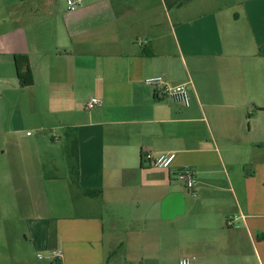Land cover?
<instances>
[{
    "label": "crops",
    "instance_id": "1",
    "mask_svg": "<svg viewBox=\"0 0 264 264\" xmlns=\"http://www.w3.org/2000/svg\"><path fill=\"white\" fill-rule=\"evenodd\" d=\"M157 75L186 83L190 106L145 81ZM168 152L169 169L151 164ZM185 165L196 195L176 180ZM9 219L0 264L52 250L49 264H264V0H0Z\"/></svg>",
    "mask_w": 264,
    "mask_h": 264
},
{
    "label": "built area",
    "instance_id": "2",
    "mask_svg": "<svg viewBox=\"0 0 264 264\" xmlns=\"http://www.w3.org/2000/svg\"><path fill=\"white\" fill-rule=\"evenodd\" d=\"M68 10H75L82 2V0H66ZM145 81L152 85L157 93L162 96L169 97L175 101L182 103L185 106H190L191 96L190 90L186 83H179L175 85L169 84L163 76H150ZM102 99L98 97L89 98L85 106L88 109H92L102 104ZM30 133V132H29ZM150 158V156H149ZM176 153L168 152L161 153L151 159V164L157 167L169 169L175 161ZM176 180L179 181L184 188L191 194L196 195L197 190V174L193 167L185 165L176 172ZM62 255L61 250H52L46 254H39L40 258H46L49 260H55ZM177 264H207L200 261L197 258L181 257Z\"/></svg>",
    "mask_w": 264,
    "mask_h": 264
},
{
    "label": "trees",
    "instance_id": "3",
    "mask_svg": "<svg viewBox=\"0 0 264 264\" xmlns=\"http://www.w3.org/2000/svg\"><path fill=\"white\" fill-rule=\"evenodd\" d=\"M16 62H17L18 78L20 84L22 86H28L33 84L34 82L33 75L27 56L24 55L16 56ZM77 147H78L77 141L71 140L68 148V157L70 159L71 172L73 174V178L76 181L78 180V151H77L78 148ZM85 193L90 196H94L98 194L97 191H93V190H86Z\"/></svg>",
    "mask_w": 264,
    "mask_h": 264
},
{
    "label": "rangeland",
    "instance_id": "4",
    "mask_svg": "<svg viewBox=\"0 0 264 264\" xmlns=\"http://www.w3.org/2000/svg\"><path fill=\"white\" fill-rule=\"evenodd\" d=\"M15 220H7V221H4V222H2V221H0V225H6V226H12V225H15V222H14ZM46 253V252H45ZM45 253H43V254H45ZM33 264H49V262H48V260H46V259H43V260H39L38 258H36L35 257V259H33L32 261H31ZM21 264H24L23 262L21 263Z\"/></svg>",
    "mask_w": 264,
    "mask_h": 264
}]
</instances>
